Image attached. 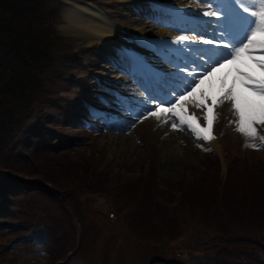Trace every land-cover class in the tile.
Segmentation results:
<instances>
[{
  "label": "rangeland",
  "instance_id": "374dc122",
  "mask_svg": "<svg viewBox=\"0 0 264 264\" xmlns=\"http://www.w3.org/2000/svg\"><path fill=\"white\" fill-rule=\"evenodd\" d=\"M77 2L97 3L130 32H142L133 24L135 12L121 0ZM76 6L66 0L54 6L55 31L74 47L48 78L45 94L55 100L44 98L45 110L33 121L20 154L6 155L13 169L6 176H16L26 190L15 192L10 205L0 202L1 218L14 224L12 230L0 228V264L24 260L23 249L11 247L29 232L24 223H38L40 231L48 227L53 236L17 242L36 251L38 263L30 264H45L46 258L57 264L67 258L75 264H264V146L245 147L223 115L211 151L184 135L165 136L152 120L134 135L122 133L124 145L113 138L120 133L97 131L78 85L82 80L99 92L92 74L112 78L107 68L111 71V54L115 58L114 42L64 32V16ZM115 42L130 43L123 37ZM88 99L101 102L93 92ZM74 102L79 110L71 125L65 112ZM52 113L61 121L50 118ZM178 141L184 161L170 176L164 149Z\"/></svg>",
  "mask_w": 264,
  "mask_h": 264
},
{
  "label": "snow or ice",
  "instance_id": "6c2138e0",
  "mask_svg": "<svg viewBox=\"0 0 264 264\" xmlns=\"http://www.w3.org/2000/svg\"><path fill=\"white\" fill-rule=\"evenodd\" d=\"M200 2L208 4L209 10L195 13L194 19H199L201 16L216 17L215 21L201 20L204 25L212 27V32L210 39L200 41L203 44L214 45L216 58L209 57L208 63L204 65L196 64L197 69H202V78L198 82L196 75L193 74L195 70L187 76L181 75V72L188 68L187 64L183 69L179 64L174 65L177 71L171 75L176 77V85L171 87L170 94L164 97L150 92L149 100L159 101L156 105L157 111L148 108L143 118L148 116L159 118V113L170 112L179 119L180 129L186 125L197 139L210 141L215 139L212 134L213 123L217 119L214 108L228 102L231 104V111L237 117L236 131L247 138H256L258 136L256 125H264V0H200ZM238 4L251 7H256L258 4L259 11L244 15L249 11V7H243L241 11V8L237 7ZM182 30L201 36L209 35L207 27L198 33L196 29ZM194 41L195 35L191 41L188 35H180L172 43L178 46L177 50H180L183 47H192ZM214 41H226V43L214 44ZM222 69L227 71L217 76ZM216 80L219 81L216 95H209L204 85L208 82L209 88H214ZM198 92L199 98L196 95ZM188 97L196 100V107L207 109L204 116L206 128L194 123L195 117H186L178 110L187 102ZM209 100L211 106L207 104ZM164 104H170L171 107H162ZM172 129L178 130V125L172 124ZM259 139L262 141L261 145L246 143L245 147L258 149L264 146V136H260Z\"/></svg>",
  "mask_w": 264,
  "mask_h": 264
},
{
  "label": "trees",
  "instance_id": "16d2710c",
  "mask_svg": "<svg viewBox=\"0 0 264 264\" xmlns=\"http://www.w3.org/2000/svg\"><path fill=\"white\" fill-rule=\"evenodd\" d=\"M59 3L0 0V194H8L1 203L21 190L20 184L1 176L13 171L6 155L18 156L29 140L33 121L45 110L44 98L53 101L45 94L48 78L61 68V57L74 49L55 31L59 6H54Z\"/></svg>",
  "mask_w": 264,
  "mask_h": 264
},
{
  "label": "bare ground",
  "instance_id": "6f19581e",
  "mask_svg": "<svg viewBox=\"0 0 264 264\" xmlns=\"http://www.w3.org/2000/svg\"><path fill=\"white\" fill-rule=\"evenodd\" d=\"M69 3H75L77 6L75 11H70V13H66L64 24L62 26V30L66 33L70 32H77L79 34L88 36V37H96L104 39L105 41L112 42L114 35L117 33V30L120 28L116 25V23L112 22L111 18H109L107 11L98 5L97 3H87V4H80L77 0H66ZM132 0H121V2L131 3ZM67 10V9H66ZM62 32V31H61ZM122 32L126 35L127 31L122 30ZM79 36V35H78ZM81 36V35H80ZM84 37V36H83ZM87 37V38H88ZM165 41L166 40H161ZM113 43V42H112ZM111 44V43H109ZM208 86V82H206ZM208 89L210 90L211 88ZM227 108L223 110L226 111ZM124 134V133H123ZM112 134H109V137ZM115 136V135H112ZM111 136V137H112ZM123 136V137H120ZM114 140L118 138L121 144H125L127 138L124 135L120 134L119 136L113 137ZM116 138V139H115ZM123 140V141H122ZM117 141V140H116ZM217 141L214 140L212 144H216ZM122 147V146H121ZM125 147V146H124ZM164 156L167 158L165 160L166 166V174L167 175H174L171 171L176 168L177 170L181 168L183 161H184V150L182 147V143L180 141L168 144L167 148L164 149Z\"/></svg>",
  "mask_w": 264,
  "mask_h": 264
}]
</instances>
